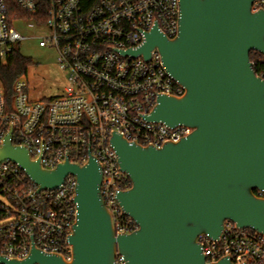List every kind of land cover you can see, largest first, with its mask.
<instances>
[{"label":"water","instance_id":"obj_1","mask_svg":"<svg viewBox=\"0 0 264 264\" xmlns=\"http://www.w3.org/2000/svg\"><path fill=\"white\" fill-rule=\"evenodd\" d=\"M253 0H179L178 31L168 38L154 25L136 50L149 59L156 49L183 94L158 95L145 115L191 133L160 147L129 142L112 133L109 142L131 186L116 195L137 229L115 234L100 195L102 171L89 156L82 166L63 160L45 169L23 146H0V161L18 164L38 190L75 176L77 204L68 236L71 259L32 246L22 260L3 264H112L116 251L128 264H245L229 256L207 262L200 234L217 238L224 221L264 233V78L255 74L249 52L264 54V10Z\"/></svg>","mask_w":264,"mask_h":264},{"label":"built area","instance_id":"obj_2","mask_svg":"<svg viewBox=\"0 0 264 264\" xmlns=\"http://www.w3.org/2000/svg\"><path fill=\"white\" fill-rule=\"evenodd\" d=\"M12 2L16 6L0 0V63L27 39L15 26L22 19L32 31L46 30L44 35L35 31L32 37L39 47L54 50L67 83L61 95L32 100L23 75L14 81L9 99L0 81V146L9 135L11 144L25 147L45 169L65 159L82 166L92 156L101 167L100 195L115 234L134 231L136 222L116 198L131 181L118 165L111 134L160 147L186 137L192 129L145 119L158 95L180 96L183 87L165 71L156 49L147 60L122 52L141 47L144 32L154 25L168 38L176 36L179 0ZM259 10H264V0H253L251 11ZM259 54L262 66L255 74L264 78V54ZM76 185L75 176L68 174L58 187L38 190L18 164L0 161V256L22 260L34 246L70 260L67 239L75 221ZM256 194L264 197V192ZM197 243L207 262L229 256L233 263L264 264V233L237 228L230 221H224L217 238L200 234ZM112 264L128 263L116 251Z\"/></svg>","mask_w":264,"mask_h":264},{"label":"rangeland","instance_id":"obj_3","mask_svg":"<svg viewBox=\"0 0 264 264\" xmlns=\"http://www.w3.org/2000/svg\"><path fill=\"white\" fill-rule=\"evenodd\" d=\"M15 26L27 39L19 44L21 54L31 60L26 73L23 75L27 84V94L32 100L49 99L64 92L66 86V74L59 67L56 55L52 48L39 47L37 39L32 37L35 31L37 34H45L46 30H30L25 22L17 20Z\"/></svg>","mask_w":264,"mask_h":264},{"label":"trees","instance_id":"obj_4","mask_svg":"<svg viewBox=\"0 0 264 264\" xmlns=\"http://www.w3.org/2000/svg\"><path fill=\"white\" fill-rule=\"evenodd\" d=\"M10 6H16L9 0ZM12 4V5H11ZM11 9V8H10ZM21 16H25V14H20ZM261 55L255 51L249 52V60L252 64V68L256 74L259 72V67H261L260 63ZM31 64V60L29 57L24 56L21 54L19 50V45L13 47L12 51L10 52L7 62L2 64L0 63V81L4 87V92L6 98L9 99L12 94V85L14 81L24 75L27 71L28 66Z\"/></svg>","mask_w":264,"mask_h":264}]
</instances>
